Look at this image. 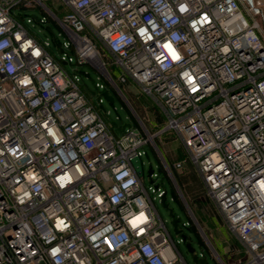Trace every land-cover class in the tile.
Returning a JSON list of instances; mask_svg holds the SVG:
<instances>
[{"label": "built area", "instance_id": "1", "mask_svg": "<svg viewBox=\"0 0 264 264\" xmlns=\"http://www.w3.org/2000/svg\"><path fill=\"white\" fill-rule=\"evenodd\" d=\"M48 1L52 0H0V18L4 20L3 23H0V28L5 29L3 33H0V41H9V46L0 50V55L10 56L11 64L16 68V71L10 72L8 71L9 60L0 61V69H2L0 70V93L3 94V99H0V110H2L0 140L6 134H10L7 140L8 145L14 147L19 138L25 150L31 151L27 140L35 134V130L29 128L26 121L32 118L47 119L49 114L61 131L65 133L62 144L50 145L47 152H44L41 146L40 152H34L30 164L27 158L13 163L8 153H5L3 157L9 166L0 168V264H54V260L48 254L49 250L57 245L71 244L73 241H75L78 250L75 257H69L64 264H76L79 259H86L90 261V264H112V261L118 260L121 255L126 259L120 261V264H151V260L143 252L142 244H147L152 248L154 253L152 259L160 260L161 264H187L177 247V242L171 238L165 220L159 215L154 205L155 196L151 194L156 192V197L161 198L164 191L160 190L159 184H156L157 187L154 186V188L152 184L148 187L144 184L142 161L140 160L141 149L151 142L154 143L155 134L149 133L143 120L138 117L140 126L134 127L130 124L124 132L117 131L118 134H116L111 122H107L103 118L97 106L80 87L77 74H71L65 69L64 65L72 62L80 65L92 64L104 73L120 94L124 95L127 88L129 91L137 88L140 93L146 95L155 104L163 117L160 132H173L185 152L184 160L174 161L171 167L177 171H185L187 170L185 160L188 159L191 163L203 183L206 194L212 199L221 215L223 224L242 245L244 258L238 260V263L264 264V229L259 226L246 227L252 223L257 225L264 223V199H257L260 193L253 191L255 185L264 181V93H260L258 88L259 84L264 83V66H262L264 65V0H251V3L248 0H234L236 10L231 15L226 14L228 6L226 0H213L211 4L204 3L203 0H189L190 7L197 11L183 15L178 12V0H168L169 5L179 17L180 23L173 26L172 29L166 30L163 36L154 37L148 45L139 39L132 24L133 20L138 24H146L149 17H155L157 22L161 23L162 18L155 12V6L151 0H128L123 5L118 4L116 0H89L87 4L82 3V0H57V9L62 8L59 11L60 17L47 6ZM34 6H40L56 18L69 39L65 45L69 47L75 59L66 52L65 45L60 42H58V49L59 51L62 49V51H60V58H56L48 49L49 42L37 40L19 21L18 17L23 15L21 9ZM220 6L225 8V13H219V17L229 28L241 25L240 31L231 37L224 31L220 19L217 18V10ZM107 9L112 12L111 20L104 15ZM141 9H147V11L141 12ZM92 16H96L98 20L103 19L105 23L101 27H96L90 22ZM202 16H208L210 21L209 24L203 26L201 31L206 49L210 47L209 42L221 46L228 43L231 49L228 54L220 53L216 48L206 51L199 47L195 35L189 28V23ZM118 20H123L124 25L116 30L117 34L120 30H124L135 39V43L123 49L124 55L115 52L108 40L101 35L105 28H111ZM77 25L81 27L78 28ZM161 27H163L162 23ZM171 31L189 35L197 52L189 54L185 50V61L191 60L193 55L196 56L197 59L192 60V64L202 62L211 76V80L204 83L200 90L193 94H189L185 90L184 97L179 100L165 95L169 91L168 85L173 83L180 84L183 88L178 72L157 70L148 84L141 83L133 75L134 58L140 60L141 57L147 55L146 48L159 51L156 40L159 39L161 42L167 43L164 37ZM248 31H252L256 38L253 43H258L261 46L251 47L245 41L243 42L245 43L244 47L233 48L230 41L246 36ZM17 33L22 34L20 40L16 39ZM29 40L42 51L43 54L40 57H34L31 48L27 52L21 48V44ZM186 43L181 42L182 50ZM211 57H215V59ZM242 57L247 59H242ZM46 64H49L50 67L46 68ZM237 65L239 67H236ZM151 68L156 69L155 62L152 63ZM229 69H235L236 73V77L231 80L222 76V73H226ZM112 70H118L117 77L114 78ZM143 71L144 69L140 68L136 75H142ZM61 74H63L61 78L65 86L55 83L56 77ZM24 75L32 80L31 85L17 84V79ZM41 78L53 84L55 94L51 98L47 97ZM33 87L36 89L35 95L31 98L24 96V92ZM100 87L103 86L100 85ZM207 88H212V91L206 92ZM73 96L75 98L71 99V103H69L66 98ZM253 97H258V102H255ZM37 99L41 103L33 108L31 101ZM81 99L83 104L79 108H73V105ZM125 99L130 105L129 100ZM97 100L101 104L102 93L98 95ZM57 101L68 104L61 114L71 115V120L65 121L64 124H61L59 115L52 111V107ZM225 104H227L225 109L228 112L227 116L216 113L204 118L207 113L215 112ZM133 111L135 112V110ZM107 113L108 111H106ZM85 114L94 115L96 119L87 127H80V131L73 136H68L66 128L73 124L79 126V116ZM193 124H202L203 127L196 130L193 129ZM100 125H103V131L100 130ZM90 129H96L98 133L94 137V142L98 147L94 148L87 158L96 161L95 171L89 168L87 176L60 189L52 182V177L46 175L47 162L52 156L58 157L57 149L63 148L66 152H76L79 161L85 163L87 167V160L79 153L77 141ZM189 132L192 134L189 135ZM201 136H210L211 141H214L217 147L203 154L197 153V148H202L205 143L210 142L207 139L201 141ZM242 136L249 141L245 146L246 150L236 148L230 150L229 146L232 141L240 139ZM121 140H126L128 146L123 147L120 144ZM137 140L141 141L138 145L135 144ZM0 147H3L2 143H0ZM217 152L227 165V171L215 173V176L223 177L228 182L220 188L214 189L207 179L214 173L211 169L205 171L203 165L210 155ZM111 153L114 154L110 155ZM105 157L107 158L105 159ZM236 157L240 159H236ZM121 164L128 165L136 177L137 184L133 185L134 191L131 195L126 196L119 204L113 205L106 194L111 184L116 183L115 178L113 177L110 183H106L102 179V173L107 172L111 176L112 167ZM29 167L39 170L48 183L42 193H34L31 200L20 204L13 195L14 189L19 185L14 184L13 180L20 177L23 182L22 174ZM165 168L174 179L170 166L166 164ZM257 172L260 174L254 176L253 173ZM60 174L63 173L57 169L55 175ZM154 175L153 170L150 177ZM245 180L249 182L244 184ZM154 182L155 180L152 181V183ZM85 185L88 186V189L99 186L101 195L105 196L107 207L102 212L94 205L87 214V223L82 225L80 220L85 219V212L80 211L73 214L68 208L67 201L70 191L84 193ZM224 189L227 191L221 197L219 193ZM241 192L244 193V197H240ZM141 198L147 205L145 214L150 219H154V223L149 231L137 236L132 233L128 224L123 220L121 209L131 206L135 212L137 210L135 202ZM85 202L86 199L82 200L81 204ZM57 205L64 208V215L71 221L72 226L71 230L66 233L54 229L56 239L48 244L41 238V231L47 227L54 228V224L52 220H47L45 227L41 228L40 225L44 223L41 218L47 219L48 212ZM101 217H108V223L116 226L113 229L114 232L120 230L128 232V243L120 249H115L112 241L108 239L102 245V250L94 248L87 239L84 229L89 228V230L95 231L96 228L103 227L105 221ZM97 220H100L99 225L96 224ZM196 223L198 225V222ZM24 224H28L32 229V235L24 236L25 243L30 244L29 252H33L31 257L21 250L19 244H13L17 239L14 234L20 232Z\"/></svg>", "mask_w": 264, "mask_h": 264}, {"label": "clouds", "instance_id": "2", "mask_svg": "<svg viewBox=\"0 0 264 264\" xmlns=\"http://www.w3.org/2000/svg\"><path fill=\"white\" fill-rule=\"evenodd\" d=\"M116 2L120 5L125 4L128 0H116ZM152 4L155 6V12L158 13L162 20L161 23L163 27H161V23H158L155 17H149L146 20V24L137 23L133 20L132 27L135 28L136 35L139 39L145 44L148 45L150 41L153 40L154 37H161L164 35L165 31L168 29H172L173 26L180 23V19L177 16L176 12L173 11V8L169 5L168 0H151ZM204 3L211 4L213 0H203ZM227 9L226 14L231 15L236 10V5L234 0H226ZM251 3V0H248ZM82 3L87 4L89 0H82ZM131 6V5H129ZM141 12L147 11V9H141ZM197 11L190 7L189 0H178V12L180 14H187L190 12ZM219 13H225V8L220 6L217 10V18L220 19ZM104 15L107 16L109 20H111L112 12L110 9L105 10ZM4 20L0 18V23H3ZM90 22L96 27H101L105 21L103 19H97L96 16H92L90 18ZM209 17L202 16L199 19H194L189 23V28L192 33L195 35L196 40L199 43V47L201 49H206L205 41L203 36L201 35V31L204 25L209 24ZM221 26L224 28V31L228 33L229 37H231L236 32L240 31L241 25H236L234 28H229L228 25L224 22L223 19H220ZM124 25L123 20L116 21L111 28H105L101 33L108 40L111 48L115 51L124 55L123 49L126 46L135 43V39L131 34H127L126 31L120 30L117 34V29ZM77 27H81L77 25ZM246 27V25H245ZM5 29L0 28V33H3ZM22 37L21 33L16 34V39L20 40ZM164 39L167 43L161 42L159 39L156 40L157 49L159 51H154L151 48H146L147 55L141 57L140 60H135V70L133 71V75L136 76V79L139 80L143 84H148L149 80L155 75L156 71L169 72L172 70L174 73L178 72L179 80L182 82L183 88L180 84L173 83L168 85L169 91L165 93V95L171 96L175 100H179L184 97L185 90L189 94L196 93L203 87V84L211 80V76L209 72L204 68L202 62H198L195 65L192 64V60H196V56H192L191 60L185 61L184 51L187 53L193 54L197 52V48L193 46L192 41L189 39V35L187 33L181 34L178 31H171L169 35L165 36ZM255 36L252 31H248L246 36L240 37L235 41H230L231 45L235 49H240L245 46L247 42L248 46L251 47H260L258 43H253L255 41ZM181 42H187L184 44V49L182 50L180 45ZM9 46V41H0V50ZM209 49L216 48L220 53L228 54L230 52V47L228 43L223 46L218 44H212L209 42ZM21 48L27 52L29 48L32 49V55L34 57H40L43 53L37 48L32 41H27L21 44ZM215 59V57H211ZM4 59L9 60L8 71L13 72L16 71L14 65L11 64V57H5L0 55V61ZM242 59H247L246 57H242ZM155 62L156 69H152L151 65ZM264 66V65H262ZM46 68H49V64L45 65ZM236 67H239L237 65ZM140 68H143L142 75H136ZM2 70V69H0ZM62 75L56 77L55 83L61 86H65L62 80ZM222 76L231 80L236 77L235 69H229L226 73H222ZM41 83L46 91V95L48 98H51L55 94V89L53 88V84L47 80L41 78ZM18 85H31L32 80L24 75L21 78L17 79ZM260 93H264V83L258 85ZM206 92H211L212 88L205 89ZM36 89L30 88L28 91L24 92V96L31 98L35 95ZM75 97L66 98L69 103H71V99ZM0 99H3V94L0 93ZM255 102H258V97H253ZM41 101L39 99L32 100L31 106L33 108L37 107ZM83 104V100L81 99L77 104L73 105V108H79ZM68 104L61 103L57 101L53 107L52 111L56 112L59 115V119L61 124H64L65 121L71 120V115H63L62 110L67 108ZM227 108V104L221 105L219 109L215 110V112H209L205 115V119L210 117L216 113H221L225 116L228 115V112L225 111ZM90 111V110H89ZM0 114H2V110H0ZM96 117L94 115H81L79 116V126L73 124L71 127L66 128V133L68 136H73L76 132L80 131V127H87L89 123L94 121ZM26 125L35 130V134L30 136L27 140L28 145L31 147V151L25 150L23 144L17 139L15 146H10L7 144V140L10 134H6L0 143L3 144V147H0V168H7L9 165L5 163L3 159L5 153H8L9 158L12 159L13 163L18 161H23L25 158L28 159V163H31L32 154L34 152H40L41 146L44 152L48 151L50 145H60L64 142L65 133L61 131V128L57 125L56 121L49 114L47 119L38 120L36 118H32L26 121ZM100 130L103 131V125H100ZM203 127V125L193 124V129L198 130ZM192 132H189L191 135ZM98 135L96 129H90L82 135L77 141L79 147V153L82 154L87 160V167L85 163L79 161L77 153L74 151L66 152L63 148H58L57 152L59 156H52L49 158L46 168V175L48 177H52V182L59 187L60 189L66 188L68 185L73 184L75 181H78L81 177L87 176L89 174V168L95 171L94 165L96 163L95 160L87 159L92 150L98 147L97 143L94 142V137ZM38 137V138H37ZM205 139L210 142L205 143L202 148H197L196 152L199 154H203L212 148H216L217 144L214 141H211V137L201 136L200 140L204 141ZM141 141H135V144H139ZM249 141L246 137H240V139L233 140L232 144L229 146L231 149H245V146L248 145ZM120 144L123 147H127V141L121 140ZM114 153H111L112 155ZM107 157H105L106 159ZM236 159H240L236 157ZM74 162V163H70ZM205 171L211 169L214 175L208 176L207 179L211 184V187L216 189L220 188L222 185L226 184V181L223 177L215 176V173H220L222 171H227V165L222 161V157L217 152L208 157V159L204 162ZM57 169L61 170L63 174L55 175ZM112 175L110 176L107 172L102 173V179L106 183H110L112 178H115L116 183H112L111 187L107 192V197L110 198L111 203L113 205L119 204L122 200L125 199L126 196L131 195L134 191L133 185L137 184L136 177L132 170L128 167L127 164H121L118 166L112 167ZM260 173H253L254 176L259 175ZM23 182H21L20 177H16L13 180L14 184L19 185L13 191V195H15L17 201L20 204L25 203L28 200L32 199V195L34 193L40 194L46 188L47 180L44 179V175L35 168L29 167L23 174ZM249 181L245 180L243 183L247 184ZM85 192H69L68 193V208L73 214H77L80 211L85 212V219L80 220V223H87V214L90 209L95 205L99 208L100 211H105L107 205H105V196L101 195V189L99 186L88 189V186L85 185ZM227 189H224L219 193L221 197L224 196ZM254 192H259L260 195L257 199H264V181L259 182L257 185L253 187ZM240 197H244V193H240ZM46 198V197H45ZM86 202L81 204L82 200ZM74 202V203H73ZM246 202V200H245ZM137 204V210L134 212L129 208H122L121 214L122 218L126 224H128L129 229L132 231L134 235L139 236L146 231H149L154 223V219H150L148 215L145 214V210L147 208L146 203L143 199H139L135 202ZM135 217V218H133ZM44 223L40 225L41 228H44L47 224V220H52L54 224L53 227H47L45 230L41 231V238L45 241V243L51 244L53 240L56 239V235L54 232L58 230L61 233H66L71 230V221L64 215V208L55 206L51 211L47 214V219L44 217L41 218ZM105 221L103 227L96 228L95 231L89 230V228H85L84 232L92 244L94 248H98L102 250V245L105 243V240L110 239L112 244L115 246V249H120L123 245L128 243V232L124 230L113 231L116 227L114 224L108 223V217H101ZM100 220L96 221V224L99 225ZM259 226L261 229H264V223L257 225L256 223H252L250 225H246V227H257ZM91 227V226H90ZM17 239L13 242L14 245L19 244L21 246V250L24 251L29 257L33 255V252H29L30 244L25 243L24 236L32 235V229L28 224H24L21 231L14 234ZM104 238V239H102ZM143 252L149 257L151 260V264H161V261L158 259H152L154 256L152 248H150L147 244L141 245ZM70 249V250H69ZM77 246L75 245V241L71 244L66 245H57L49 250V256L54 260V264H64V262L69 257H75ZM139 256V253H137ZM126 257L121 255L118 260H113L112 264H120V261L125 260ZM76 264H90V261L86 259L77 260Z\"/></svg>", "mask_w": 264, "mask_h": 264}, {"label": "rangeland", "instance_id": "3", "mask_svg": "<svg viewBox=\"0 0 264 264\" xmlns=\"http://www.w3.org/2000/svg\"><path fill=\"white\" fill-rule=\"evenodd\" d=\"M57 3V0H52L46 4L54 14L60 17L61 13L59 11L62 8L58 10ZM21 12L23 15L18 19L29 33L39 41H48L49 51L56 58H60V51L54 42V38L57 43L60 42L64 45L65 42H69V39L56 18L40 6L22 8ZM65 48L67 49L66 52L73 56L69 47L65 45ZM73 58L75 59L74 56ZM108 58L110 57L108 56ZM64 67L69 73L77 74L80 87L97 106L107 122L115 121L119 126L123 124L140 126L138 118H141L145 127L149 130L148 132L155 134L154 143L151 142L141 149L140 160L142 161L144 184L146 187L152 184L153 188L154 185L159 184L160 190L166 191V203L179 219V227L186 235L187 242H190L194 247L195 253L199 257L205 256L208 264H220L222 261L225 264H239L238 260L244 258L242 245L223 224L221 215L212 199L206 194L191 163L188 159L185 160L187 164V170L185 171H177L171 167L174 161L184 160L185 152L173 132H160L162 124L159 120L162 121L163 118L160 114L154 113L157 107H153L152 101L146 95L140 93L137 88H133L132 91L127 88L124 95L120 94L105 77L104 73L92 64L80 65L72 62L71 64H65ZM112 75L114 78L117 77L118 70H112ZM100 85L103 87H100ZM104 91L108 92L113 101L111 102L102 96L101 104H99L97 97ZM92 92L95 94L92 95ZM133 93L137 95V98ZM125 98L129 100L130 105ZM142 104L148 106L146 111H140ZM106 111H108L107 114ZM154 115L156 117L153 118ZM147 119H153L154 125H148ZM113 131L118 134L115 129ZM166 164L170 166L174 179L165 168ZM149 167L154 170L155 175L153 177L147 175ZM151 179L155 182H150ZM151 195L155 196L153 201L156 210L165 220L172 238L177 242L178 249L187 264H194L192 261L193 254L188 252L180 234L173 232L171 219L167 209L163 207L160 197H156V192ZM196 222H198V225ZM217 253L219 256H217Z\"/></svg>", "mask_w": 264, "mask_h": 264}, {"label": "water", "instance_id": "4", "mask_svg": "<svg viewBox=\"0 0 264 264\" xmlns=\"http://www.w3.org/2000/svg\"><path fill=\"white\" fill-rule=\"evenodd\" d=\"M37 21H39V19H37ZM54 42L56 43V46H58V43H57V41H56L55 38H54ZM60 51H62V49H60ZM93 94H94V92H92V95H93ZM102 96H104L107 100H109V101H111V102L113 101V98H112L111 96L108 95V92H107V91H104V92L102 93ZM111 124H112V126L116 129V131H118V132H124L125 128L130 126V124H123V125H121V126H118V124H117L115 121H112ZM152 172H153L152 167H149V169H148V171H147V175H148V177L151 176ZM152 181H153V180L151 179L150 182H152ZM154 186L157 187V185H154ZM160 200H161V203H162L163 207H164L165 209H167V211H168V215H169V217L171 218V225H172V227H173V232H174L175 234H179L180 231H181L180 229H178V222H179V219H178L177 217L174 216V214H173V212H172V209L169 208L168 204L166 203V191L163 192V194L161 195ZM180 236H181V240L185 243V246H186L188 252L193 254V256H192V261H193V263H194V264H208L206 258H204V257H199L198 254L195 253V249H194V247L191 245V243H190V242H186V240H187L186 235H185L184 233H182V234H180Z\"/></svg>", "mask_w": 264, "mask_h": 264}, {"label": "crops", "instance_id": "5", "mask_svg": "<svg viewBox=\"0 0 264 264\" xmlns=\"http://www.w3.org/2000/svg\"><path fill=\"white\" fill-rule=\"evenodd\" d=\"M134 95H135V97L137 98V96H136V94L135 93H133ZM153 104V107H155V105H154V103H152ZM148 107V106H147ZM146 106H144L143 104L141 105V107H140V111L142 110V111H146V108H147ZM134 109V108H133ZM154 113H157L158 115L160 114V112H159V110L156 108V110H155V112ZM161 115V114H160ZM162 116V115H161ZM154 117H156L155 115L153 116V118ZM163 118V117H162ZM148 120V125L149 124H153L154 125V121H153V119H147ZM159 122L161 123V124H163V120L161 121V120H159ZM137 126H139V125H134V127H137ZM146 128V127H145ZM146 130L147 131H149L147 128H146ZM177 183V182H176ZM201 185H202V187L204 188V186H203V183H202V181H201ZM230 232V231H229ZM217 256H219L218 255V253H217ZM216 256V257H217ZM204 258H206L205 256H203ZM218 259V258H217ZM222 261V260H221ZM223 262V261H222ZM224 264H225V262H223Z\"/></svg>", "mask_w": 264, "mask_h": 264}, {"label": "flooded vegetation", "instance_id": "6", "mask_svg": "<svg viewBox=\"0 0 264 264\" xmlns=\"http://www.w3.org/2000/svg\"><path fill=\"white\" fill-rule=\"evenodd\" d=\"M173 212V211H172ZM174 214V213H173ZM175 216V215H174ZM176 217V216H175ZM171 219V218H170ZM179 223V222H178ZM172 229H173V227H172ZM178 229H180V227H179V224H178ZM181 231H180V233L179 234H182V233H184L183 232V230L182 229H180ZM170 235H171V233H170ZM171 238H172V235H171ZM173 239V238H172ZM174 240V239H173ZM175 241V240H174ZM176 242V241H175ZM186 242H187V240H186ZM177 247H178V245H177Z\"/></svg>", "mask_w": 264, "mask_h": 264}]
</instances>
